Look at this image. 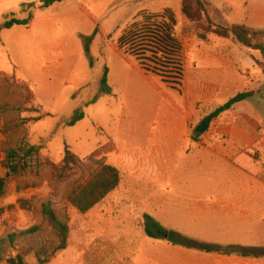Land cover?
Returning <instances> with one entry per match:
<instances>
[{
    "label": "rangeland",
    "instance_id": "obj_1",
    "mask_svg": "<svg viewBox=\"0 0 264 264\" xmlns=\"http://www.w3.org/2000/svg\"><path fill=\"white\" fill-rule=\"evenodd\" d=\"M179 1L61 0L43 9L45 0H0V24L12 17L27 18L30 12L36 17L31 26L0 29V177L7 173L6 149L36 146L40 150L30 168L8 178L7 191L0 199V237L41 227L37 235L21 240L10 255L20 250L28 264H38L35 251L53 240L52 228L41 212L42 203L49 201L57 212L67 215L70 235L68 247L47 264H133L131 259L121 257V248L127 246L121 241V199L129 200L133 223L139 227L145 213L143 206L132 194L124 193L134 185H149V178L159 173L160 156L153 153L151 144L152 140L156 141L157 132L158 137L165 135L164 129L152 126V120L149 126L134 133L132 125L121 131V110L127 105L126 96H131L128 92L131 89L142 104L161 112L164 107H160V98L167 105L171 102L176 108L183 106L180 96L190 93L196 66L189 46L200 38L202 31L179 14L177 36L185 44L188 66L186 82L180 91L151 72L144 76L139 70L140 63L121 52L118 40L140 13H161L165 8H176ZM30 3L34 7L26 6L27 10L23 11L26 8L23 5ZM190 8L193 11V5ZM205 24L202 21L200 25L205 28ZM87 40L91 58L85 52ZM214 41L224 40L213 35ZM240 47L259 57V53ZM105 67L109 68L112 89L106 94L101 85ZM254 79L260 94L251 99V104L256 106L259 102V109H263L264 74L261 72V79L257 76ZM93 100L94 103L86 105ZM221 104L222 99L217 98L210 108ZM78 108L84 110L85 118L73 127L66 126L64 122ZM238 124L244 130H237L238 136H247L243 119ZM256 134L264 136V129ZM120 140L121 185L88 213L79 212L66 200V194L72 184L86 180L90 163L85 159H102L107 163L110 157L118 160ZM66 145L85 162L68 173L65 180L55 176V169L62 165ZM255 154V160L260 161V154ZM210 176L188 177L175 184L213 186L221 177ZM242 177L239 176L238 185L246 184L241 182ZM255 180H248L247 184H257ZM140 235H143L141 231ZM143 250L134 260L136 264L197 261L207 264L194 252L172 246L163 238L147 243ZM0 264L6 263L0 261Z\"/></svg>",
    "mask_w": 264,
    "mask_h": 264
},
{
    "label": "crops",
    "instance_id": "obj_2",
    "mask_svg": "<svg viewBox=\"0 0 264 264\" xmlns=\"http://www.w3.org/2000/svg\"><path fill=\"white\" fill-rule=\"evenodd\" d=\"M207 2L209 14L215 23H225V26L240 23L264 31V0ZM176 8L171 9L179 25V14L185 19L182 0ZM35 20L36 17L30 26ZM213 35L198 38L189 46L196 66L190 93L185 92L182 98L180 96L183 106L176 104V108L171 102L167 105L165 99L160 98V107H164V112H161L158 108L142 104L133 89L128 91L131 96L124 91L127 105L121 110V131L132 125L134 133L149 126L152 120V126L164 129L165 135L163 138L158 137L157 132L156 141L152 140L151 144V148L155 149L153 153L158 152L160 156L159 173L149 178V185H134L132 190L124 194H132L134 199L140 201L145 212L143 222L144 215L149 214L166 229L201 242L225 249L232 247L235 250L249 248L261 251L264 249V136L254 135L257 130L264 129V108L259 109V102L256 106L252 105L251 99L257 93L260 94V89L254 86V78L257 76L261 79L262 71L251 58L253 53L240 49L241 45L231 39L222 38L224 41L212 42ZM182 43L185 55L186 48ZM187 72L185 63L182 86L186 82ZM179 88L172 89L180 91ZM252 90L257 91L254 96L216 118L199 141L191 138L193 128L206 114L216 109L210 108L211 102L218 98L224 104L238 93ZM242 119L247 136H238L236 132L243 130L238 124ZM108 152L110 155L112 150L109 148ZM256 152L260 154V161L254 158ZM117 154L121 155V140ZM109 161V164L121 170V156L116 161L110 157ZM210 175L221 176L217 178L216 185L175 184L182 183L181 180L188 177H212ZM239 176H243L241 182L246 184H237ZM253 179H256L257 184H247L248 180L252 182ZM125 198L121 199V241L127 246L121 248V257L131 259L136 264L134 260L138 255L141 256L143 247L157 239L145 233L143 223L139 227L134 225L129 212V200L125 202ZM140 231L143 235L139 236ZM176 247L194 252L207 264H213L217 255L215 252ZM236 255L234 252L233 256ZM254 258L264 264V254Z\"/></svg>",
    "mask_w": 264,
    "mask_h": 264
},
{
    "label": "trees",
    "instance_id": "obj_3",
    "mask_svg": "<svg viewBox=\"0 0 264 264\" xmlns=\"http://www.w3.org/2000/svg\"><path fill=\"white\" fill-rule=\"evenodd\" d=\"M61 0H45L42 8H48L55 2ZM34 3L24 4L34 7ZM193 5V11L190 6ZM28 7V8H29ZM27 10L26 8L22 9ZM182 11L184 16L194 23L198 30H201L200 38H206L208 34H214L225 39H233L241 46L259 53V57L251 55L254 62L264 73V33L251 29L245 24L221 25L215 23L209 14V4L207 0H183ZM139 18L129 24L121 34L118 44L123 54L134 58L141 65L140 72L147 76L148 72L160 76L164 83L172 85V88L182 86L185 70V55L182 40L177 36L178 20L175 12L171 8H166L161 13H140ZM34 19L32 12L27 18L12 17L0 24L1 28H11L14 26H28ZM205 22V28L200 24ZM85 52L91 58L90 41L85 43ZM102 92L111 93L109 86V68L105 67L101 80ZM257 91L240 92L214 111L206 114L200 122L193 128L191 138L199 141L207 133L213 121L224 112L233 108L234 105L254 96ZM95 100L86 103L89 105ZM85 118V112L78 108L68 118L64 124L69 127L75 126ZM36 146H19L17 148L6 149V159L4 166L7 170L5 176L0 177V199L5 195L8 187V178L16 176L32 166L33 158L39 153ZM90 165L87 166V178L83 182L74 183L70 186L66 194V200L79 212L86 214L104 200L111 192L119 186L121 182L120 170L107 163L105 160H95L87 158ZM85 160L76 156L69 148L65 147V155L62 165L55 169V176L60 179H67L68 173ZM42 215L52 228L53 240L50 244L41 245L35 256L38 264H47L59 251L68 247L70 228L67 215L57 212L52 203L47 201L42 203ZM145 233L156 239H166L174 246H183L189 249H197L205 252L217 253L213 264H262L254 257L264 254V249L257 251L249 248L232 247L223 248L220 246L201 242L188 237L175 230H168L157 222L149 214L144 215ZM41 231L40 226H34L21 232L9 233L0 237V261L6 264H28L23 251L18 250L17 254L10 255L18 247V243L28 237L35 236ZM234 252L237 253L233 256Z\"/></svg>",
    "mask_w": 264,
    "mask_h": 264
}]
</instances>
